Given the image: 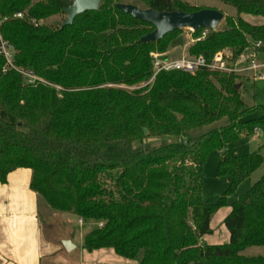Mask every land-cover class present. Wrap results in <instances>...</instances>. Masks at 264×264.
<instances>
[{"label":"trees","instance_id":"16d2710c","mask_svg":"<svg viewBox=\"0 0 264 264\" xmlns=\"http://www.w3.org/2000/svg\"><path fill=\"white\" fill-rule=\"evenodd\" d=\"M72 1L0 0V18H8L1 28L15 47L16 65L46 81L25 84L16 70L4 71L0 56V181L31 168L32 189L52 211L97 224L84 239L89 251L112 247L140 264H264V255L245 254L264 247V176L229 201L264 164L262 154L223 152L215 177H226L229 187L217 203L204 190L210 155L264 122L243 119L255 107L237 87L242 77L172 70L146 84L154 74L151 52L166 53L184 29L141 42L155 26L117 7H140L133 0H102L99 10H86L71 25L45 22L66 14ZM139 1L159 11L203 8L184 0ZM219 1L234 5L238 15L225 16L223 28H208L189 47L192 56L211 61L229 49L236 59L264 43V24L242 17L264 16V0ZM18 12L24 19L14 17ZM223 118L228 124L193 134ZM223 206L232 209L224 221L231 241L208 244L203 237Z\"/></svg>","mask_w":264,"mask_h":264},{"label":"crops","instance_id":"0c3cea01","mask_svg":"<svg viewBox=\"0 0 264 264\" xmlns=\"http://www.w3.org/2000/svg\"><path fill=\"white\" fill-rule=\"evenodd\" d=\"M206 7L220 9L218 6ZM242 17L245 19V14ZM189 37L191 39L185 43L181 56L173 54L175 45L169 47L165 56H192L188 49L194 44V36L190 33ZM262 56L263 52L260 58ZM263 69L264 67L260 69V73H263ZM257 74L250 70L242 77L248 81L251 78L258 79ZM225 151L226 149L220 154L223 155ZM32 177L31 168H17L8 175L6 182L0 181V264H140L138 259L118 255L112 247L87 250L83 243L92 229L81 231L87 222L73 214L52 211L47 202L40 199L39 194L32 189ZM231 211L230 206L219 208L210 223L212 233L204 235L203 241L213 245L231 241L230 232L224 223ZM48 215L54 219L50 224L44 221L49 218ZM75 217L79 222L76 229L73 226ZM65 239H70L75 245L71 251L64 246Z\"/></svg>","mask_w":264,"mask_h":264},{"label":"rangeland","instance_id":"374dc122","mask_svg":"<svg viewBox=\"0 0 264 264\" xmlns=\"http://www.w3.org/2000/svg\"><path fill=\"white\" fill-rule=\"evenodd\" d=\"M137 2L140 7H144V4L139 0H133ZM188 3L193 6H199L203 8L211 7V6H218L225 16H237V9L234 5L231 4H225L219 0H188ZM67 14L63 15H55V17H52L45 22L48 25H58L60 22H62L64 19H66ZM245 19L249 22L259 25L264 24V16H254L250 14H245ZM226 25V22L224 21L221 23L217 29L223 28ZM190 30L188 28H185L181 35L174 39L171 46L175 45V51L173 52L174 55L181 56L182 50L185 45L191 38L189 37ZM229 50V49H228ZM227 50V51H228ZM261 61L264 62V56H262ZM264 73V69L262 70ZM242 77V76H241ZM244 77L240 79L239 82H241L243 85H241V92L242 97L244 98V101L249 106H254L255 109L252 110L250 113L246 115L243 119H262L264 117V79L258 80L251 78L248 81H245ZM152 83V82H151ZM148 84V83H146ZM144 85V84H143ZM135 88V87H134ZM229 120L227 118H223L222 120L216 121L214 124L209 126H203L197 131H194L193 134L197 135L200 134V132H205L211 128H215L216 126L228 124ZM171 138H169L170 140ZM226 152L229 154H248L253 152H260L264 158V122L260 125H257L254 128L253 133L248 134L247 136L242 137L239 141L232 143V145H229V147L226 149ZM222 158V155L220 152L216 151L215 153L211 154L210 157L207 160V163L204 168V190L205 194H207V201L209 203H217L219 196L222 194L223 191H225L229 187V180L226 177H215V174L217 172V168L219 166V161ZM264 176V164L256 169L249 178L243 182L237 189L236 192L233 193V195L229 198L230 202H233L236 200L240 195L246 193V191L249 190L251 186H253L257 181H259ZM48 219H44L45 222L50 224L52 221H54L53 217L51 215H48ZM47 218V217H46ZM47 220V221H46ZM73 226L75 229L77 226L79 227L78 218L73 219ZM46 223V224H47ZM97 224L95 222H87L84 226H82L81 231H89L93 230V227H95ZM263 254L264 253V247H251L250 249H247L245 251V254ZM141 256V255H140Z\"/></svg>","mask_w":264,"mask_h":264},{"label":"built area","instance_id":"2783aa9c","mask_svg":"<svg viewBox=\"0 0 264 264\" xmlns=\"http://www.w3.org/2000/svg\"><path fill=\"white\" fill-rule=\"evenodd\" d=\"M15 18L24 19L25 12H18L14 15ZM8 18H0V56L6 60L4 65V71L8 72L12 69L16 70L20 75L23 76L25 84L36 85L38 83H45V79L38 76L32 69H24L16 65L15 63V47L8 41L3 34L2 24ZM33 23L37 26L38 23L33 20ZM192 34L195 30L188 28ZM209 33V29L202 31V34L197 38L192 39V43H196L198 40H204L206 35ZM263 41H258L253 43V45L247 47L244 53L238 58H233V53L230 50L218 51L213 60L208 61L203 55L197 56H182V58H170L165 56L163 53L151 52L153 57V70L154 74L151 80L148 82L150 84L154 81L156 76L163 71H186L190 73H196L201 68H208L214 71H220L224 73H235L242 76L246 71L257 72L258 79L264 78V73H260V69L264 67V62L260 60V47L263 46ZM100 226L103 224L100 223Z\"/></svg>","mask_w":264,"mask_h":264},{"label":"water","instance_id":"95a60500","mask_svg":"<svg viewBox=\"0 0 264 264\" xmlns=\"http://www.w3.org/2000/svg\"><path fill=\"white\" fill-rule=\"evenodd\" d=\"M102 0H73L65 12L66 19L62 26L71 25L74 19L86 10H99ZM117 7L126 13L139 18L147 23L155 26V29L148 34L142 36L141 42L150 43V41H159L163 39L165 34L181 30L185 28H192L193 30L210 28L217 29L223 22L225 15L217 8H202L195 12H186L183 9L179 10H164L159 11L153 7L142 8L136 4L119 2ZM241 87V84L237 86ZM147 133L148 130L145 129ZM64 246L68 251H71L75 246L70 239L63 240Z\"/></svg>","mask_w":264,"mask_h":264}]
</instances>
